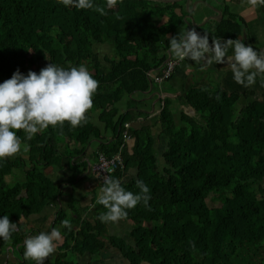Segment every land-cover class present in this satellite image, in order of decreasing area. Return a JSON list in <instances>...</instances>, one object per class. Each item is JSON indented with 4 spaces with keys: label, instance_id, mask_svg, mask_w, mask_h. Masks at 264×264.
Wrapping results in <instances>:
<instances>
[{
    "label": "trees",
    "instance_id": "trees-1",
    "mask_svg": "<svg viewBox=\"0 0 264 264\" xmlns=\"http://www.w3.org/2000/svg\"><path fill=\"white\" fill-rule=\"evenodd\" d=\"M95 4L78 9L62 0H0V82L17 69L39 73L51 62L84 64L99 81L81 125L49 126L31 139L17 130L21 152L0 160V216L18 225L10 240L0 239V264H34L24 256V240L52 228L60 229L63 241L50 264H108L111 249L126 264H264V101L239 107L236 95L189 88L182 98L194 115L175 119L167 103L160 110L166 143L161 162L151 126L126 128L132 113L119 115L116 104L124 93L149 90V71L166 60L167 36L180 17L147 0H116L111 8L107 0ZM239 31L224 18L209 42L217 36L237 39ZM105 45L109 56L95 50ZM95 115L112 131L96 157L120 153L123 167L112 177L133 192L140 191L137 180L150 188V207L141 202L123 218L133 225L129 243L108 234L99 219L107 211L103 205L96 203L91 214L71 202L64 206L54 180L61 174L73 182L86 174L82 158L100 134ZM52 205L48 226L29 222ZM65 219L71 228L62 224Z\"/></svg>",
    "mask_w": 264,
    "mask_h": 264
},
{
    "label": "clouds",
    "instance_id": "clouds-1",
    "mask_svg": "<svg viewBox=\"0 0 264 264\" xmlns=\"http://www.w3.org/2000/svg\"><path fill=\"white\" fill-rule=\"evenodd\" d=\"M64 6L78 9L97 7L95 0H62ZM116 0H107L111 8ZM253 7H264V0H251ZM102 14L104 8H98ZM170 52L178 61L192 60L202 68L215 63H227L233 79L251 86L258 76L264 75V51L246 45L240 39L221 40L219 36L209 42V34L203 35L195 28H183L169 41ZM99 81L84 64L63 67L49 63L39 73L29 70L23 74L17 69L11 78L0 82V160L13 157L22 150V140L17 130H24L31 139L37 132L49 126L63 127L65 122L79 126L86 120L87 112L93 107V96ZM139 192L127 190L118 178L104 179L97 203L107 209L99 216L102 222L117 221L128 215V209L143 203L150 207V188L143 180H137ZM68 228V219L62 221ZM8 215L0 216V239L10 240L17 229ZM62 232L52 228L48 232L30 235L24 240V256L34 264L44 260L57 250Z\"/></svg>",
    "mask_w": 264,
    "mask_h": 264
},
{
    "label": "crops",
    "instance_id": "crops-1",
    "mask_svg": "<svg viewBox=\"0 0 264 264\" xmlns=\"http://www.w3.org/2000/svg\"><path fill=\"white\" fill-rule=\"evenodd\" d=\"M147 1L170 7L176 16L180 17V23L176 25L175 33L173 36L171 34L168 35L167 38L171 39L177 36L183 28H195L202 35L205 32L209 34L213 32L222 19L230 18L240 29L237 39L242 40L246 45H251L254 49L264 51V7H253L251 0ZM168 18L169 13L161 18L159 24H166ZM165 53L166 60L164 63L170 58L176 59L174 54L170 52V47L167 48ZM163 64L158 69H151L149 74L151 76L157 75ZM154 85L157 88H154ZM193 86H204L228 95H236L239 97V107L251 101H264V75L258 76L253 85L245 87L233 79V74L227 63L214 62L210 67L202 68L196 62L188 59L178 61L170 79L161 83L153 82L149 90L145 92L122 94L116 107L119 115L125 112L132 113L131 120L127 122L130 127H139L144 124L151 126L152 135L155 139L154 148L157 154L155 146H158L161 139L165 140L159 130L158 119L161 108L166 106L167 103V107L175 119H179L183 113L194 115V110L182 98V95ZM93 124L99 129L100 134L90 142L82 158V161L87 163L86 174L79 176L73 182H70L72 179L67 177L68 175L62 176L60 174L54 177L55 182L60 184L63 205L66 206L67 202H71L79 206L80 210L84 208L89 214L93 212L102 187L90 173V167L96 160L95 153L99 145L112 138V131L106 129L97 120L96 115L94 116ZM155 127H158V130ZM163 152L164 149L161 151V155ZM52 176H56L55 173H52ZM75 188L82 191L79 199L74 195L75 191L73 189ZM54 211L55 206H49L38 216L31 218L30 221H37L43 226H48L53 219ZM62 241L58 242L57 247L62 244ZM119 261L123 264L121 260Z\"/></svg>",
    "mask_w": 264,
    "mask_h": 264
},
{
    "label": "built area",
    "instance_id": "built-area-1",
    "mask_svg": "<svg viewBox=\"0 0 264 264\" xmlns=\"http://www.w3.org/2000/svg\"><path fill=\"white\" fill-rule=\"evenodd\" d=\"M178 64L177 59H168L162 66L160 72L157 75L150 76V78L157 83H161L164 80L170 79L172 73ZM126 128H129V124H125ZM125 140L128 141L130 138L127 133L124 134ZM123 148V146H122ZM123 167V160L120 153L115 154L112 157H106L103 154H99L96 157L95 162L90 167V173L94 178L103 185L104 179L107 176H112L114 172Z\"/></svg>",
    "mask_w": 264,
    "mask_h": 264
},
{
    "label": "rangeland",
    "instance_id": "rangeland-1",
    "mask_svg": "<svg viewBox=\"0 0 264 264\" xmlns=\"http://www.w3.org/2000/svg\"><path fill=\"white\" fill-rule=\"evenodd\" d=\"M95 50L98 51L101 56H104L105 54H107L108 56L110 55L109 47H107L106 45L95 47ZM29 52L30 51H27L28 54H29ZM154 88H157V86L154 85ZM155 129L158 130V127H155ZM153 140L155 141L154 137H153ZM165 145H166L165 140L161 139V141L158 143V146L157 145L155 146L157 148V156L159 157V160L161 162H162L161 151L163 149L165 151V148H166ZM73 190L75 191L74 195L76 196V198L79 199L82 191L79 190L78 188H75ZM67 212H69V211H67ZM50 220H51V218H50ZM29 222L33 223L30 220H29ZM48 222H50V221H48ZM33 224H35L40 229L42 228V227H40L41 224L37 221L34 222ZM132 229H133L132 223L130 221L123 220V218H121L117 221H107L106 222V231L108 232V234H112V235L118 236L120 238H123L127 242L129 241L128 238H129V235H130ZM110 251L111 252H108V254H107L108 260H109L108 264H122L119 260H121L123 262V264H126V262L123 260V258L117 252H114V250H112V249ZM50 258H51V256L44 260L46 264H50ZM77 261H78V259H77Z\"/></svg>",
    "mask_w": 264,
    "mask_h": 264
}]
</instances>
